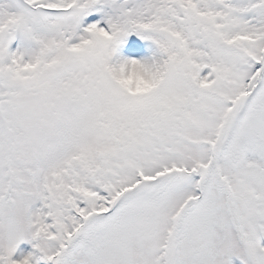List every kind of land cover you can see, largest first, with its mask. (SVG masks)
I'll return each mask as SVG.
<instances>
[{
	"label": "snow or ice",
	"instance_id": "snow-or-ice-1",
	"mask_svg": "<svg viewBox=\"0 0 264 264\" xmlns=\"http://www.w3.org/2000/svg\"><path fill=\"white\" fill-rule=\"evenodd\" d=\"M0 264H264V0H0Z\"/></svg>",
	"mask_w": 264,
	"mask_h": 264
}]
</instances>
